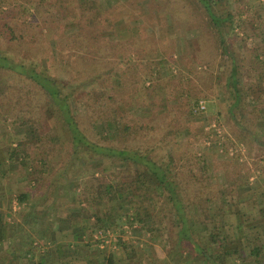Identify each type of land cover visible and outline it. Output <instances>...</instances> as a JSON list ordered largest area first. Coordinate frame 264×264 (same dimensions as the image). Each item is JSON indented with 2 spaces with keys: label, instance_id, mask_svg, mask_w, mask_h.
Returning a JSON list of instances; mask_svg holds the SVG:
<instances>
[{
  "label": "rangeland",
  "instance_id": "rangeland-1",
  "mask_svg": "<svg viewBox=\"0 0 264 264\" xmlns=\"http://www.w3.org/2000/svg\"><path fill=\"white\" fill-rule=\"evenodd\" d=\"M102 1L115 8L114 21L108 25H97L84 29V34L82 31L77 32V24L70 22L69 17H65L70 11V6L66 5L74 0H1L0 3H3L4 10H0V21L10 19L1 16L3 11L8 12L6 15L17 16L19 19L15 18L13 29L20 31L21 26H25V34L29 37L25 43L23 41L21 44L16 41L10 42L9 38L0 34V51L4 50L16 59H22L25 62H34L43 69L49 67L50 61L53 60L51 49L54 54H57L56 58L59 57L57 50L65 53L66 56H71L73 66L78 63L80 57L85 55L87 65L91 67L90 75L97 73V64L104 67V73L107 68V72H110L112 67H120V74L110 78V82L114 83L113 86H101L97 81L91 79L87 80L84 87L79 86V91L77 90L78 92L70 96L81 130L90 140L99 144L111 142L105 141L106 131L102 123L99 122L100 120L91 119L88 114V109L82 100V96H85L86 92L100 95L101 101L97 102L99 114L108 110V96H113L116 99L123 98L127 101L137 93L138 87L143 84V80L146 81L149 74L155 78L175 77V81L180 87L190 86L193 89V96H199L200 101H203L206 106L203 112H195L198 104H195L193 96L191 98L187 96L192 94L181 93L180 88L176 90L180 96H172L170 99L165 95V91V93L163 91L154 92V99L158 102L155 108L157 113L164 118L171 117L172 128L181 129L182 134L188 129L191 131L189 135L183 137V141L189 145H179L178 152L186 153L191 157L192 165L197 171L203 165L197 162L196 157L202 154L207 155L212 172L205 174L202 171L200 177L201 180L202 178L207 179V175L211 174L212 179L209 181L212 184L207 188L211 197L217 198L225 195V190L219 189L217 185L223 183L225 187L228 186V182L226 183V179H224L227 176L224 174H227L226 171H228L233 175H241L243 181L248 178V184L242 182L244 187L240 188L244 199H251L253 197L251 192H254L257 203H264V177L259 176L262 173L261 169L264 168V147L244 138V135L233 127L232 121L224 113V105L218 100V96L225 95V91L221 87L222 81H220V78L224 79V76L218 70L221 49L217 40L208 39L209 33L205 30L206 16L202 9H199L196 1L128 0V8L125 5L127 0ZM215 10L222 16L233 15L231 20L224 23V34L227 40L232 42V45L242 53L247 75L245 85L250 84L253 88L257 83V72L254 71L256 66L253 64L249 66L247 60L254 59L253 51L264 36V0H215ZM242 26H246V28L244 29ZM82 37H86L84 43L96 44L97 48H102L105 59L99 56L101 52L95 54L90 51L86 47L88 44L80 46L84 44ZM120 42L125 44L121 50L118 48ZM77 46L85 48L86 51L78 49ZM164 47L169 51H163ZM125 50L127 51L124 55L123 51ZM50 68L52 69V67ZM63 77L69 82L76 83V76L72 72ZM16 82V76L0 71V103H6L2 97L10 94V86H14ZM37 91L36 98L40 101V108L44 110L42 113L45 117L42 121L48 126L47 133L54 139V142H61L64 151L52 154L47 158V162L42 168L44 170L42 174L41 172L28 174L31 171L30 159L25 162L24 168H19L17 162L9 160L12 147H16L19 142L30 146L28 151L31 155L30 158H36V163H39L37 165H41V154L37 149L41 131L31 123H23L27 116L20 106L15 112L10 111L9 107L2 108L0 106V208L5 209L9 202H12V208L8 215H10L11 221H16L14 226L27 219L30 221V226L35 227L34 224L32 225L31 216L37 214L39 215L38 221L41 218L42 220L43 218L47 219L46 225H51L52 232H54L51 236L54 239L59 237L58 241L60 242L69 240V236L72 234L71 230L90 231V237L94 240H91L94 245L92 248H84L81 246L82 244L78 247L75 246L76 249L70 247V255L75 256L74 259L78 260L79 264H89V261L92 260L90 264H105L110 255H113L118 262L127 259L133 253H136V256L131 259L136 262L140 261L141 264H210L204 261L199 262L196 255L193 254L188 258L189 263L184 261L189 250L180 251L177 245L178 226L174 225V217L170 213L171 205L165 203L164 198L160 199L155 196L153 185L148 182H146L147 185L149 184L148 187L142 186L140 190L137 187L132 188L138 195L135 197L136 202H140L138 198L141 195L146 198V202L148 201L147 205L148 209L152 211L151 214H147L146 210L142 211L148 226L136 223L132 227L125 224L122 228L126 231L122 232L120 223L125 221V217L121 221H115L109 227L114 228L115 232L109 230L110 236L106 234V239L109 240L106 244L108 246L102 247L101 238L95 237L97 231L102 229L98 228L101 223L95 228L97 218L93 213L97 212L99 216L104 215L106 211L111 213V204L107 202L109 192L107 193L104 186L110 182L118 189L119 186H122L119 182L130 181L132 177L126 178L125 174L119 175L120 177L117 178L111 176V173L116 170L115 167L108 170L106 174L100 168L95 171L98 168L95 161L83 156L76 161V164L80 165L76 166L79 172L67 173L65 171L64 174H61L60 169L71 163L69 155V151L72 152L73 149L71 138L66 126L61 125L58 121L59 118L47 106L45 98L41 97V90L37 89ZM189 103H191L190 106ZM121 108L129 111L132 115L148 114L152 111L154 113V108L137 106L135 102ZM190 111L193 114H190ZM5 116H8V120H4ZM246 120L248 119L243 118L242 122L248 123ZM94 123L96 124L94 125ZM203 125L205 126L203 127ZM203 128L209 133L202 132ZM213 129L218 133V136L211 133ZM254 130L257 132V129ZM161 133H165V129ZM57 137H60V140H57ZM213 139L217 141L215 144H212ZM155 140L154 134H148L135 137L129 144L146 147ZM113 141L116 142V140ZM46 145L49 147L54 144L50 141ZM56 146L54 145V147ZM17 158L21 159L20 156ZM76 164L74 163V165ZM182 175L187 181L189 176L187 172ZM38 178L43 179L41 183L37 181ZM190 180L193 181L192 178ZM158 192L165 195L161 188L158 189ZM22 194H27L28 197L21 203L18 197ZM163 204H165L164 208ZM122 205V212L126 213L130 208L128 199ZM245 205L249 206L248 203ZM245 205L238 204L239 207ZM152 213L158 218L155 223H153L155 217ZM234 223L235 217L229 216L223 225L229 239L237 236ZM44 225L42 223L36 227H45ZM61 225H64V228H61ZM147 227H153V229L148 230ZM118 237L126 240L129 246H117L115 241L118 240ZM96 241L99 243L97 244ZM204 242L205 240H203ZM206 243L205 245L210 251L213 250L215 255L221 253L219 247L211 246L213 242L210 237ZM3 247L6 249L0 250V263L2 264L8 263L3 260V257H11L7 252L8 249H12L13 253L17 252L18 259L15 262L22 264H50L52 262L53 264H70V261L73 260H61L59 254L56 253L51 254L52 257L48 259L50 263L45 258L42 259L40 255L33 257L34 261L31 262L30 257L26 256V252L22 251V247L7 243ZM52 250L53 248H51V253H53ZM48 253L45 256H48ZM247 258L245 262L241 260L239 263L264 264V257H259V262H255L253 256Z\"/></svg>",
  "mask_w": 264,
  "mask_h": 264
},
{
  "label": "trees",
  "instance_id": "trees-1",
  "mask_svg": "<svg viewBox=\"0 0 264 264\" xmlns=\"http://www.w3.org/2000/svg\"><path fill=\"white\" fill-rule=\"evenodd\" d=\"M195 1L199 9H202L206 16L205 30L209 33L208 39L217 40L221 49L218 70L224 76V79L220 78V81H222L221 87L224 89L225 95L218 96V100L224 105V113L232 121L233 127L244 135V138L264 147V36L253 51L254 59L252 61L247 60L249 66L252 64L256 66L254 67V71L257 72V83L252 88L250 84L248 86L245 85L247 75L242 53L237 50L236 46L232 45V42L227 40L224 34V23L231 20L233 15H219L215 10V0ZM125 5L128 8V0L125 1ZM66 6H70V11L68 16L66 15L65 17H69L70 22L77 24V32H84V29L93 28L97 25H108L114 21L115 8L112 5L109 6V4L106 5L102 0H74V2ZM3 8V3H0V10H4ZM6 14L8 12L3 11L1 16H6L10 19L0 21V34L3 37L5 35L6 38H9L10 42L16 41L23 44L24 41L25 43V40L29 37L25 34V26H21L20 31L13 29L15 18H19ZM242 28L245 29L246 26H242ZM84 38L86 37H82L83 43ZM85 44H88L86 47L90 51H93L95 54H100L101 52L99 56L105 57L102 48H97L96 44L87 42L80 46ZM123 46L125 44L120 42L118 48L121 50ZM77 48L82 51L85 50V48L79 46ZM2 51H0V71L2 73L13 74L16 76L17 82L14 86H10V94L2 97L6 100V103L2 102L0 106L2 108L9 107V110L14 112L20 106L27 116L23 123H31L41 131L40 141L38 142L39 146L37 145V149L40 150L41 154V165H37L39 163H36V158H30L31 155L28 152L30 146L22 142L17 143L16 147H12V151L9 153L10 161L17 162L19 168H24L25 162L30 159L31 171L28 174L39 172L42 174L44 171L42 168L45 162H47V158L52 156V154L64 151L61 142H54V139L47 133L48 126L42 121L45 117L44 113H42L44 110L40 108V101L36 98L37 89H40L41 97L45 98L47 106L59 118L58 121L61 125L66 126L73 145L72 152L69 151L71 163L70 165H64L60 169L61 174H64L65 171L67 173L71 171L79 172L76 166L79 167L80 165H77L76 161L86 157L95 161L96 167H98L95 171L100 168L106 174L108 170L115 167L116 170L111 173V176L117 178L120 177L119 175L125 174L124 177L126 178L132 177L130 181L119 182L122 186H119L118 189L112 183L110 184V182L105 184L104 187L107 193L109 192L107 202L111 204V213L106 211L104 215L99 216L97 212H94L93 214L97 218L95 228L101 223V226L98 227L99 229L102 228L105 231L112 230V232H115L114 228H109L112 225L111 223L121 221L124 217L125 221L120 223L121 228H124L125 224L133 227L136 223L148 226L142 214L143 210H146L147 214H151L150 212H152L148 209V201L146 202V198H143L141 195L138 198L140 202H136L135 197H138V195L132 188L137 187L140 190L142 186L148 187L149 184H152L156 192L155 196L160 199L164 198V202L171 205L170 213L173 214L174 225L178 226L176 232L178 237L177 245L180 251L189 250L186 254L187 258L184 259L186 263L190 262L188 258L192 254L196 255L195 257L199 262L204 261L210 264H241L239 261L244 260L245 262L248 256H253L255 262H259L258 258L264 257V203H257L254 198V192H251L253 196L251 199L243 198L244 194L240 188L244 187V183L242 185V182L248 184V178L243 181L241 175H233L226 171L227 174H224V176H227L225 178L223 176V178L226 179V183L228 182V186L225 187L223 183L217 185L219 189L223 188L225 190V195L218 196L217 198L211 197L207 191V188L212 184L209 181V179H212L211 174L207 175V179L202 178L201 180L200 177L202 176L200 173L202 171L205 174L212 172L207 155L202 154L196 157L197 162L203 165L197 171L194 165H192L191 157L177 150L179 145H189V143L183 141V137L189 135L191 131L187 128L188 130L182 134L181 129H173L171 126L172 118H164L155 109L158 103L154 99L155 96L153 94L155 91H157L156 93L165 91V95L170 99L172 96H180L176 92L180 88L181 93L187 92L192 94L187 95L188 98H191L193 96V89L190 86L180 87L177 81H175V77L172 76L168 78H155L149 74L146 81L144 82L143 80V84L138 87L137 93L133 94L127 101L123 98L116 99L113 96H108V110L99 114L97 102L101 101L100 95L98 93L86 92L85 96H82V100L88 109V114L91 119L100 120L99 122L102 123L106 131L104 135L105 141L109 140L111 142L99 144L90 140L81 130L76 112L73 109L74 103L71 101L70 96L79 91V86L82 85L84 87L87 84V80L91 79L97 81L101 86H113L114 83L110 82V78L120 74V67L114 66L110 72H107V68L104 73V67L97 64V73L90 75L89 69L91 67L87 65L88 62L85 55L80 57L78 63L73 66V58L71 56H66L65 53L57 50L59 57L56 58L57 54H54V51L51 49L53 52L51 58L53 60L50 61L49 67L43 69L34 62L29 63L22 59H16L12 54ZM126 51H123L124 55ZM163 51L168 52L169 50L164 47ZM96 59L97 56L95 57ZM70 72L76 76V83L69 82L63 77ZM193 98L195 99V104L199 105L200 97L193 96ZM131 102H135L137 106L152 107V109L154 108V113L152 111L148 114L132 115L129 111L121 108L128 106ZM190 114H193L192 111H190ZM12 115L15 116V114ZM7 117L5 116L4 120H8ZM243 118L248 119L246 120L248 123L242 122ZM253 128L257 129V132ZM164 129L165 133H161ZM230 129L232 128L230 127ZM204 131L203 128L202 132ZM211 133L218 136V133L214 129ZM148 134L155 135V143L153 142L146 147L143 145H133V143L129 144L135 137H142ZM57 140H60V137H57ZM113 140H116V142ZM50 141L55 146H61L54 147V145H50L47 147L46 144H49ZM216 142L213 139L212 144ZM18 156L21 157L20 160H18ZM261 170L262 173L259 176L263 178L264 168ZM186 172L189 175L187 181H185V177L182 175ZM191 178L193 181L190 180ZM42 180L38 178L37 181L41 183ZM146 182L149 184L147 185ZM160 188L163 189L165 195L158 192ZM27 197V194H22L19 195L18 199L22 203ZM127 199L130 208L126 213H123L122 203ZM239 203L240 205L248 203L249 206L239 207ZM257 205L259 206L258 208L256 207ZM117 206L118 208H116ZM164 206L165 204L162 205L163 208ZM229 216L235 217L236 238L229 239L224 231L223 225L225 219L229 218ZM154 217L153 223L158 221L155 215ZM147 228L148 230L153 229V227ZM121 231L125 232L126 229ZM208 237L213 242L211 246L219 247L221 253L215 255L213 250L210 251L208 246L205 245ZM203 240H205L204 243ZM96 242L97 244L99 243L98 241ZM115 242L117 246H129V243L121 237H118V240ZM7 252L11 257H3V260L8 262L3 264H22L15 262L18 259L17 252L13 253L12 249H8ZM135 256L136 253H133L127 259L117 262L113 255H110L107 257L106 263L141 264L140 261L136 262L131 259Z\"/></svg>",
  "mask_w": 264,
  "mask_h": 264
},
{
  "label": "crops",
  "instance_id": "crops-1",
  "mask_svg": "<svg viewBox=\"0 0 264 264\" xmlns=\"http://www.w3.org/2000/svg\"><path fill=\"white\" fill-rule=\"evenodd\" d=\"M11 203L12 202L10 201L8 207L5 209L0 208V250L6 249L3 247L5 243L9 245L13 244L22 247V251L24 250L26 252V256L30 257L29 260L31 262L34 261L36 255L42 256V259L45 258V260L48 262V259L52 257L51 254L57 253L59 254L61 260L73 259L72 261L69 260L70 264H79L78 260L74 259L75 256L72 257L70 255V247L76 249V247L82 244L81 246L88 249L94 246L91 242L92 239L90 237V231H81L82 229L71 230L72 234L69 236V240H66L65 242L58 241V239H60L59 237H55L54 239V237L51 236L54 233L51 229L52 226L46 225V222H48L46 218H43V220L41 218L38 221L37 219L39 215L37 214L31 216L32 220L34 221H32V225L34 224L35 227L30 226V221L27 219L22 221L21 224L14 226L16 221H11V217L8 215L9 210L12 208ZM13 208L16 207L13 206ZM42 223L45 224V227H36ZM63 226L64 225H61L60 227L64 228ZM51 248H53V253H51ZM47 253L48 256H45ZM92 261H89V264ZM50 264H53V262Z\"/></svg>",
  "mask_w": 264,
  "mask_h": 264
},
{
  "label": "built area",
  "instance_id": "built-area-1",
  "mask_svg": "<svg viewBox=\"0 0 264 264\" xmlns=\"http://www.w3.org/2000/svg\"><path fill=\"white\" fill-rule=\"evenodd\" d=\"M205 109H206V106H205L204 102L200 101L199 105H197V107L195 108V112L203 111ZM106 234L109 235V230L106 232L104 229H100L99 231H97V233L95 235L96 238H101L102 247H105V245L109 242V240L106 239V237H107Z\"/></svg>",
  "mask_w": 264,
  "mask_h": 264
}]
</instances>
